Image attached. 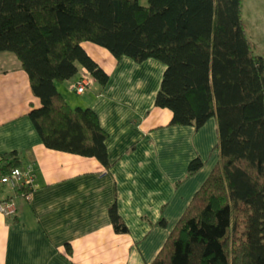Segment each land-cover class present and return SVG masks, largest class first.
<instances>
[{"label":"trees","instance_id":"16d2710c","mask_svg":"<svg viewBox=\"0 0 264 264\" xmlns=\"http://www.w3.org/2000/svg\"><path fill=\"white\" fill-rule=\"evenodd\" d=\"M243 2L0 0V51L13 52L30 76L40 104L29 115L46 146L111 167L97 112L69 99V89L80 93L71 84L84 68L94 79L89 88L97 82L102 90L110 79L88 41L117 59L166 64L155 102L172 110L170 124L199 128L215 116L218 161L150 264H264V54L249 37ZM69 80L66 92L60 84ZM0 155V178L30 168L16 149ZM204 162L192 158L188 175ZM32 190L12 187L26 196ZM109 214L116 231H129L117 198Z\"/></svg>","mask_w":264,"mask_h":264},{"label":"crops","instance_id":"0c3cea01","mask_svg":"<svg viewBox=\"0 0 264 264\" xmlns=\"http://www.w3.org/2000/svg\"><path fill=\"white\" fill-rule=\"evenodd\" d=\"M83 45L110 79L102 90L95 82L74 94L71 80L66 88L72 104L97 112L108 132L110 168L44 144L29 115L40 104L30 76L13 52L0 51V152L18 150L23 168L35 173L28 196L0 179V202L15 204L11 214L0 208V264H150L218 161L215 116L199 128L170 124L172 110L156 105L164 62L117 59L99 44ZM196 156L205 162L188 175ZM116 198L128 232L112 223ZM162 216L166 224L158 222Z\"/></svg>","mask_w":264,"mask_h":264},{"label":"built area","instance_id":"2783aa9c","mask_svg":"<svg viewBox=\"0 0 264 264\" xmlns=\"http://www.w3.org/2000/svg\"><path fill=\"white\" fill-rule=\"evenodd\" d=\"M93 82V77L89 74V71L84 68L80 78L71 84V88H75L77 92L82 93L87 88L91 87ZM0 179L2 182H6L13 188L20 187L21 185H28L32 187L35 182V174L30 168L24 170L20 167H16ZM0 208L6 213L11 214L15 211V204L14 202L5 200L0 202Z\"/></svg>","mask_w":264,"mask_h":264},{"label":"rangeland","instance_id":"374dc122","mask_svg":"<svg viewBox=\"0 0 264 264\" xmlns=\"http://www.w3.org/2000/svg\"><path fill=\"white\" fill-rule=\"evenodd\" d=\"M141 1L147 3V0ZM243 17L255 51L264 54V0H244ZM65 85L68 87L67 83L60 84L66 90Z\"/></svg>","mask_w":264,"mask_h":264}]
</instances>
